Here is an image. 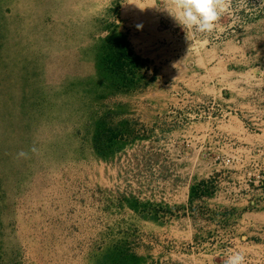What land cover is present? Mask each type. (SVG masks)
<instances>
[{
    "label": "rangeland",
    "instance_id": "obj_1",
    "mask_svg": "<svg viewBox=\"0 0 264 264\" xmlns=\"http://www.w3.org/2000/svg\"><path fill=\"white\" fill-rule=\"evenodd\" d=\"M226 4L0 0V264H264V0Z\"/></svg>",
    "mask_w": 264,
    "mask_h": 264
},
{
    "label": "clouds",
    "instance_id": "obj_2",
    "mask_svg": "<svg viewBox=\"0 0 264 264\" xmlns=\"http://www.w3.org/2000/svg\"><path fill=\"white\" fill-rule=\"evenodd\" d=\"M168 10L176 21L185 29L198 33L210 34L217 30L219 21L227 10L226 0H173V9ZM21 156L25 155L23 152ZM224 264H246L242 251L228 253Z\"/></svg>",
    "mask_w": 264,
    "mask_h": 264
},
{
    "label": "crops",
    "instance_id": "obj_3",
    "mask_svg": "<svg viewBox=\"0 0 264 264\" xmlns=\"http://www.w3.org/2000/svg\"><path fill=\"white\" fill-rule=\"evenodd\" d=\"M146 56V55H145ZM200 62H202L200 64ZM200 64V65H199ZM209 64L208 62L204 61L203 58L195 60L194 62H192L191 64L188 63V65H192V69L193 72H191V75L193 76V78L195 79V81H205V79H207L208 81H214L217 80V78H213L215 77V75H213V77H210V74L207 72L205 73L208 69H209ZM220 60L218 62V67L220 68ZM223 64V70L225 68L224 63ZM188 72V71H187ZM219 76V75H218ZM213 78V79H212ZM219 80V78H218ZM221 194V193H220ZM215 198L218 196V193H215ZM207 201H202L199 209L202 210H207V211H219L220 209H224V210H230L231 208H234L230 203H228L227 201H217L216 199H213V197L211 196H205ZM209 201V202H208ZM248 209V208H247ZM232 210V209H231ZM249 210H246V212L248 213ZM231 213V211L227 212L226 215L224 217H222V220H226L228 219V215ZM251 213V212H249ZM242 216H244V213L241 214ZM201 249V248H199ZM217 251H207V250H199L198 252H195L191 257L188 256L189 258H195L197 261L194 260V262H189L190 264H206L207 261L203 260L201 261V259L205 258L206 256L209 258V264H218V260L216 259L215 262H212V259L216 258L214 257L215 255H217Z\"/></svg>",
    "mask_w": 264,
    "mask_h": 264
}]
</instances>
